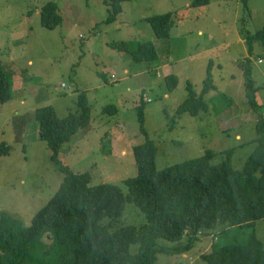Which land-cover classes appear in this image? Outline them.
I'll list each match as a JSON object with an SVG mask.
<instances>
[{"label":"rangeland","instance_id":"rangeland-1","mask_svg":"<svg viewBox=\"0 0 264 264\" xmlns=\"http://www.w3.org/2000/svg\"><path fill=\"white\" fill-rule=\"evenodd\" d=\"M49 2L58 5L62 17L54 30L41 24V9ZM192 3L126 2L118 19L107 22L111 10L103 0H0V64L13 84V99L0 105V151L2 145L9 148L7 155L0 154V212L30 226L61 187L62 165L89 173L91 185L114 184L129 193L125 181L139 174L134 148L146 141L141 105L149 139L157 147L158 170L201 158L207 151L216 154L213 164H219L227 150H233L234 169L243 170L256 147L258 116L264 114V49L256 42L249 57L245 36L264 27V0H249V11L240 0H212L204 7ZM168 13L176 24L170 38L159 39L147 19ZM148 42L157 49L156 62H136L115 47ZM247 59L253 62L259 111L246 97L239 65ZM210 63L223 69L214 68L218 89L206 96L208 109L196 116L177 115L187 84L196 92L204 88ZM168 76L178 79L173 92L167 88ZM79 93H87L91 125L63 145L57 165L47 143L37 139L35 111L52 106L59 118L78 113ZM146 223L142 209L127 202L115 229ZM224 230L220 226L216 232ZM256 232L264 243V221L256 223ZM220 239V234L204 232L192 251L158 254L156 264H207L202 255L211 253ZM187 242L185 237L181 244ZM131 251L137 255L139 245L133 244Z\"/></svg>","mask_w":264,"mask_h":264},{"label":"trees","instance_id":"trees-1","mask_svg":"<svg viewBox=\"0 0 264 264\" xmlns=\"http://www.w3.org/2000/svg\"><path fill=\"white\" fill-rule=\"evenodd\" d=\"M134 1L137 0H103L111 10L107 22H115L124 12V3ZM211 1L193 0L192 6H208ZM240 2L249 11V0ZM173 16L168 13L147 19L157 38H170L176 24ZM40 17L41 24L50 30L62 23L54 2L42 7ZM245 42L249 57L256 42L264 49V27L255 36L247 34ZM115 47L136 62L158 59L152 42ZM239 66L245 77L248 104L259 111L252 60ZM213 67L210 63L201 92L187 84L188 94L177 107V115L189 112L196 116L208 109L206 96L217 88ZM11 78L0 64V105L13 99ZM166 80L168 90L173 92L178 79L168 76ZM88 102L87 93H79V112L65 118H59L52 106L35 111L38 140L47 143L51 160L57 165L62 163L59 153L63 145L91 125ZM144 110L141 105L140 121L146 141L134 148L139 174L125 181L129 193L114 184L91 185L89 173L78 174L62 165L65 179L61 187L30 226L10 213L0 212V264H156L158 254L182 256L192 251L204 232L221 237L211 253L202 255L207 264H264V243L256 232V223L264 221V114L258 116L257 145L242 171L233 167V150L225 151L226 158L219 164H213L216 154L207 151L201 158L158 170L157 147L145 128ZM8 151L1 146V155ZM127 202L142 209L147 223L140 228L124 226L116 230ZM105 219L111 223L103 224ZM220 226L225 227L222 233L216 232ZM244 230L249 231L247 237H238ZM185 237L188 242L181 244ZM159 240L180 244L169 247L160 245ZM133 244L139 245L137 255L131 251Z\"/></svg>","mask_w":264,"mask_h":264},{"label":"crops","instance_id":"crops-1","mask_svg":"<svg viewBox=\"0 0 264 264\" xmlns=\"http://www.w3.org/2000/svg\"><path fill=\"white\" fill-rule=\"evenodd\" d=\"M202 35V34H201ZM203 35H205L204 33H203ZM204 37V36H203ZM210 52H212V51H210ZM247 55H248V53H247ZM253 63V62H252ZM213 65H214V67H213V72H214V68L215 67H217L220 71H222V69H223V66L222 65H218V66H215V64L213 63ZM242 70V69H241ZM243 72V71H242ZM231 77H234V76H231ZM216 89H218V85H217V88ZM216 89H214V90H216ZM213 90V91H214ZM257 93H258V91H257ZM257 93H256V99H257ZM257 102H258V104L261 106V104L259 103V101L257 100ZM256 120H257V118H256ZM257 137H255L254 138V140L256 139ZM38 139V138H37ZM237 139H241V137L240 136H237ZM257 145V144H256ZM256 148V147H255Z\"/></svg>","mask_w":264,"mask_h":264},{"label":"built area","instance_id":"built-area-1","mask_svg":"<svg viewBox=\"0 0 264 264\" xmlns=\"http://www.w3.org/2000/svg\"><path fill=\"white\" fill-rule=\"evenodd\" d=\"M146 101H147V99H146ZM149 101H151V100H149ZM152 102V101H151Z\"/></svg>","mask_w":264,"mask_h":264}]
</instances>
